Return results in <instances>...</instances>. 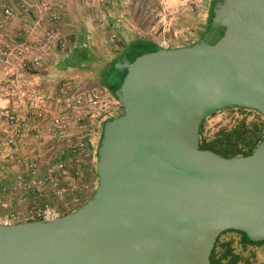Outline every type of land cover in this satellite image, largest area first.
<instances>
[{"label":"water","instance_id":"water-1","mask_svg":"<svg viewBox=\"0 0 264 264\" xmlns=\"http://www.w3.org/2000/svg\"><path fill=\"white\" fill-rule=\"evenodd\" d=\"M124 72L93 196L55 220L0 222V264H211L224 232L264 241V140L247 156L200 147L211 115H264V0H219L201 39L123 56L114 82Z\"/></svg>","mask_w":264,"mask_h":264},{"label":"built area","instance_id":"built-area-1","mask_svg":"<svg viewBox=\"0 0 264 264\" xmlns=\"http://www.w3.org/2000/svg\"><path fill=\"white\" fill-rule=\"evenodd\" d=\"M45 13L51 20L44 34V44L57 41L63 51H70L68 41L58 39L55 22L65 16V6L69 0H44ZM100 2L105 0H99ZM108 7L117 9L122 17L128 8L127 0H107ZM14 14L13 0H0V190L20 206L12 208L10 199L0 200L1 208L7 213L0 214V222L5 225L33 220H55L66 211L60 203L52 204L44 190L50 188L57 195L73 190V179L68 187L61 184L62 176L72 168V160L64 158L66 153L85 155L89 151L92 127L107 111L104 92L96 84L83 90L76 89L67 82L62 83L59 95L39 83L25 85L17 79H10L14 69L39 71L46 58L40 54L28 55V50L12 38L4 29ZM122 18L110 25V41L117 47V32ZM160 48H173L164 38L156 43ZM59 108L54 114V107ZM108 113V112H106ZM112 116H107L106 119ZM93 125V126H92ZM35 140L36 151H28V142ZM48 140L58 145L48 153L55 160L42 165V154ZM57 151V154H56ZM47 153H45L46 155ZM67 157V155H66ZM67 179V177H66ZM79 198L71 202L75 207Z\"/></svg>","mask_w":264,"mask_h":264},{"label":"rangeland","instance_id":"rangeland-1","mask_svg":"<svg viewBox=\"0 0 264 264\" xmlns=\"http://www.w3.org/2000/svg\"><path fill=\"white\" fill-rule=\"evenodd\" d=\"M77 1L90 10L94 11L97 9L94 18L99 25L98 39L102 43V47L99 49L103 52L102 59H106V56H108L111 60L119 55L123 46L136 39L157 43L160 39L164 38L172 47L187 46L197 42L202 38L208 27V18L213 0H127L129 5L122 17H119L121 13L119 14L116 8L112 9L108 7L107 0L103 2L99 0ZM40 2H43V5L45 4L44 0H40ZM44 9L45 7H43ZM46 15H48V19L45 15H43V18L47 20L49 25L51 22L49 13L46 12ZM116 18H122L120 30L117 32V47L110 41V25ZM62 19L55 22V26L57 24L61 25L64 22ZM55 44L59 43L56 41ZM59 47L61 48L60 44ZM100 63L102 64V62ZM101 64H94V69L100 70L102 68ZM99 87L102 91L104 90L102 86ZM105 97L106 106L104 108L107 109L106 112L108 113L102 111L104 118L105 116L115 118L124 112L120 102L109 90L105 91ZM222 111L218 112L215 116L207 118L206 130L209 135L223 126H233L236 120L242 117L239 112ZM100 127L99 132L96 125L92 127L93 132L90 138L91 143L95 146V150L101 141L102 126ZM54 146L57 149L58 145L54 144ZM66 155L67 160H72L73 166L66 176H62L61 184L68 187L69 181L67 180L71 178L73 179V186L71 187H74V189L62 193V196L57 195L56 191L50 188H46L44 193L52 204L60 203L66 209H69V206L73 209H78L94 194L98 185V179L94 173L97 158L95 152L92 153L89 160V157L84 155L79 156L71 153H66ZM41 159L44 167L48 162L55 160L54 155L51 153L44 154ZM6 197L8 198L0 190V200ZM74 198H79L80 200L79 204L75 207L71 204ZM11 202L12 208H19L20 205L15 200H11ZM5 213L7 211L0 206V214ZM228 240L234 242V247L238 253L251 259V264H264V244L248 245L245 248L241 243V235L238 232H227L220 238L222 242ZM252 254L255 255L253 256Z\"/></svg>","mask_w":264,"mask_h":264},{"label":"crops","instance_id":"crops-1","mask_svg":"<svg viewBox=\"0 0 264 264\" xmlns=\"http://www.w3.org/2000/svg\"><path fill=\"white\" fill-rule=\"evenodd\" d=\"M13 2L14 14L4 29L14 40L29 49L28 55L30 57L34 54H40L46 58L47 62L39 71L21 70L16 67L10 79H17L25 85L39 83L56 96L59 95V90L64 82L79 90L96 84L103 87L105 96V91L108 89L102 85L101 80L110 59L108 56L106 59H102L103 52L99 49L102 47V43L98 39L99 25L94 18L97 9L90 10L77 0L69 1L65 8V17L62 19L64 22L54 26L58 39L67 40L71 48L70 51H63L59 44H55L56 41L50 45L44 44L43 39L48 23L43 15L47 19L48 15L43 10V2L41 3L40 0H13ZM94 64H101L102 68L100 70L94 69ZM53 110L56 114L59 108L55 106ZM105 118L102 117L96 122L98 132L101 124L106 120ZM54 144H56L55 141L48 140L43 152L40 147H38V151L44 155L55 149ZM36 145L35 140H30L27 147L28 151H36ZM92 146L91 151L94 153L96 150L93 143Z\"/></svg>","mask_w":264,"mask_h":264},{"label":"trees","instance_id":"trees-1","mask_svg":"<svg viewBox=\"0 0 264 264\" xmlns=\"http://www.w3.org/2000/svg\"><path fill=\"white\" fill-rule=\"evenodd\" d=\"M218 1L219 0L212 1L210 14L208 18V27L213 15V7ZM208 27L206 31L208 30ZM159 48L160 47L156 43L142 39H136L126 44L125 46L122 47V50L119 53V55L111 59L110 62L107 63L101 80L102 85L105 86L118 100L117 94L121 88L123 82V76L125 75L126 72H124V74L120 77L119 81L114 82L115 80L113 76V70L115 68V64L123 56H125L131 62H133L137 57L146 53L156 51ZM121 107L124 110V107L122 105ZM222 112H239L242 115V117L237 119L233 126H223L210 135L207 133L206 130L207 118L203 120L200 126V147L202 149L212 150L225 157L247 156L252 154L253 151L257 148V146L260 143H262L264 140V115L256 110L241 108V107L227 108ZM217 113L211 116H215ZM113 118L114 117H111L103 122L102 135L105 124ZM89 138H90L89 136L86 137V140L88 142H89ZM88 146H89V151L84 156L89 157L88 158L89 160L93 153V151H91L93 146L90 143L88 144ZM98 148L96 149L95 152L96 158H98L97 155ZM94 173L98 179L96 166L94 167ZM89 199H87L85 202H87ZM72 211L73 210L66 211L64 215ZM227 232H238L241 235V243L245 248L248 245L264 244V241L255 242L251 240L244 232L235 231V230H230ZM227 232H224L223 234ZM221 236L217 240L215 248L211 255V264H251L252 263L250 258H246L243 254L238 253L236 251L234 247V242L232 240H228L224 242L220 241ZM252 255L254 256L255 254Z\"/></svg>","mask_w":264,"mask_h":264}]
</instances>
